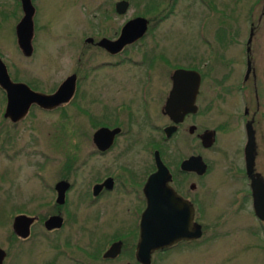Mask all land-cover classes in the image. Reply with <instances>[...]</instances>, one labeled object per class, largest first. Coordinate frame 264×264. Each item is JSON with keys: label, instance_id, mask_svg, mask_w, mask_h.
<instances>
[{"label": "flooded vegetation", "instance_id": "obj_1", "mask_svg": "<svg viewBox=\"0 0 264 264\" xmlns=\"http://www.w3.org/2000/svg\"><path fill=\"white\" fill-rule=\"evenodd\" d=\"M119 1L127 3L121 12L117 6ZM30 2L34 8L32 45L36 33L33 24L36 0ZM16 3L20 13L19 22L23 12L21 1L16 0ZM87 3L86 0L79 2L82 10L80 20L90 16L92 11L98 12L95 14L96 24L100 28L105 20V23L113 22L120 15L124 16L130 5L128 0H98L93 7ZM154 3L158 5L160 2ZM258 3L260 10L255 24L250 15L240 79L233 85L239 98L238 102H233L238 105L236 114L232 118L231 112L224 113L223 119L217 121L214 126L198 129L196 122L201 112V102L206 103L205 112L208 114L216 108L215 96L209 97L211 80H205L207 76L213 78L212 70L204 72L193 64L174 65L168 69L159 62L166 61L163 56L160 53H152L155 47L146 43L144 46H147L149 56L145 57L147 61H144L147 63L132 61L126 53L129 48L139 44L147 33L151 22L148 16L130 15L123 20L122 25L136 17H143L146 19V30L141 37L124 44L118 50H112L111 44L119 37L122 25L112 26L110 33L102 32L101 28V31L98 29L94 34L85 35L82 43L77 46L78 53L74 60L76 65L65 76H75L72 94L67 101L53 108H42L31 102L21 113L24 99L7 105L8 91L0 87V137L5 141L11 136L7 127L13 129L31 119L34 110L48 114L58 112L62 118L69 119L68 110L73 105L78 106V96H86L84 85L87 78V62L94 56L92 52L96 53L95 56H100V61L96 67L91 66L94 67L91 69H112L105 72V78L112 79L109 96L114 88L115 95L120 93L118 81L112 77L119 64L128 62L142 68L140 75L138 73L136 76L140 78L135 87L137 96H127L126 88L124 91H127L123 94L109 98L106 96L108 91L103 90L104 83H99L96 89L97 97L94 98V113L87 109L90 102L87 105L86 101L84 107H77L78 112L86 115L92 123L90 133L79 129L80 134L88 135L90 139L88 149L83 151L79 162L74 163V156L65 144L68 131L64 124L59 122L53 130L51 144L45 147L46 150H38L31 145V149L30 146H24L14 151L15 157L23 152L28 158L31 157L27 158V166L25 165L28 170L21 169L22 164L16 166L27 173L26 178L29 176L30 180L24 183L31 187L26 194L22 191L20 193L28 196L27 205L21 202L13 208L0 209V216L3 215L0 224L5 227L4 233L0 234V264H11L16 256L23 255H34V264H155L158 258L173 251H184L189 254V259H192L197 254L199 240L203 238L209 241L210 231L214 229V225L209 224V217H213L214 213L208 212V206L213 205L209 197L213 189L209 187L210 184L206 186L203 180L220 167L221 174L228 180L224 178L223 181L231 182L232 185L230 184L228 189L230 194L225 203L216 205L217 217L221 220L223 215L230 218L240 213L251 216L253 222L245 219V224L242 225L245 229H250L252 236L264 240V69H258L250 47L254 34L261 30L264 15V0H255L253 5ZM101 39L106 40L105 44L110 47L99 44ZM87 46L94 48L88 55ZM33 50L32 45V52ZM32 52L28 56H24L22 52L21 54L29 57ZM177 69L197 73V87L193 88L192 79L186 80L185 86L177 92L173 105L167 108L166 103L173 88V73ZM80 72L82 75H79ZM7 73L12 82L23 83L30 90L43 94L54 93L63 81L53 90L44 92L29 82L16 80L8 70ZM105 96L110 99L109 103L102 100ZM233 123L237 124L238 129L232 126ZM168 129L170 131L167 134ZM205 131L213 132L212 143L208 147H203L199 138ZM221 132H227L235 141L238 137V155L234 159L225 147L218 159H206L198 148L213 150ZM95 133L98 134L93 138ZM180 134L184 135V147L174 141V150H169L167 143ZM138 139L142 141V145L138 146L137 151L134 149V142ZM24 148L27 150L24 151ZM184 148L188 149L187 153L183 152ZM247 150L249 153L253 152L250 173L252 177L247 173ZM0 152L4 159H14L4 145H1ZM156 156L165 167L166 173L159 182L154 181L151 185L148 180L158 169ZM195 156H200L205 164V170L201 174L195 169L181 167L183 160ZM220 160H223L224 164H220ZM9 169L4 168L5 176ZM77 174H81V177ZM166 175L167 180L163 181ZM252 179H258L255 199L252 194ZM234 181H240L241 185L235 186ZM22 187L23 184L20 190ZM165 187H168L178 200L168 199ZM8 196L9 194L5 193L4 201L10 199ZM124 215L130 218L129 222H124ZM157 221L160 226L156 225ZM157 227L164 232H185L189 237L179 238L151 251L146 263L136 255L140 233L142 229L149 231ZM197 227L200 228V235L193 236ZM251 243L243 242L245 245ZM251 245L262 248L256 243Z\"/></svg>", "mask_w": 264, "mask_h": 264}, {"label": "rangeland", "instance_id": "obj_2", "mask_svg": "<svg viewBox=\"0 0 264 264\" xmlns=\"http://www.w3.org/2000/svg\"><path fill=\"white\" fill-rule=\"evenodd\" d=\"M80 1L84 0H36V14L33 18L36 33L32 40L34 50L31 56L24 57L17 48L14 35V27L20 14L16 0H0V58L13 78L29 82L40 91L49 92L75 67L77 46L82 43L85 35L94 34L98 29L101 31V28L102 32L110 33L112 26L118 24L121 27L123 20L130 15L148 16L151 22L147 33L139 44L132 46L126 52L130 59L135 62L140 61L142 64L147 63L144 59L149 56L146 51L148 48L144 46L146 43L155 47L152 53H160L163 56L166 61L159 62L168 69L174 65L193 64L204 72L208 69L212 70L213 78L207 76L205 80H211V86L208 89L209 97L215 96L216 108L213 114H208L205 112L206 103H200L201 112L196 119L198 129L216 125L217 121L223 119L226 112H231L232 118L235 116L238 105L233 102H238L239 98L233 85L240 79L250 15L251 21L255 24L260 3L254 6L255 0H128L130 5L127 13L124 16L120 15L113 22L105 23L106 20H103L104 25L100 28L96 24L95 14L98 12L92 11L90 16L80 20V11L82 12L79 7ZM86 1L88 6L93 7L98 0ZM154 2L160 3L156 5ZM92 7L89 8L94 10ZM250 47L258 69H264V15L261 30L254 34ZM86 50L88 55L91 50L94 51V48L87 46ZM92 53L94 56L87 62V78L84 85L86 96H78V106L73 105L68 110L69 119L62 118L58 112L48 114L34 110L31 119L13 129L7 127L11 136H8L5 141H2L0 137V149L1 145H4L10 155L24 146H30L31 149L33 145L35 149L36 147L38 150L45 149L51 144L53 130L57 128L59 122L64 124L68 131L65 144L74 156V163L81 160L83 151L88 149L90 139L88 135L80 134L79 129L90 133L92 123L86 115L78 112L77 107H84L86 101L87 105L90 102L87 109L94 113L96 110L94 98L97 97L96 89L99 83H104L103 90L108 91L106 96H109L112 84L110 82L112 79L105 78L106 70L112 69H91L100 61V56H95V52ZM139 67L141 66L128 62L119 64L118 69L112 74V77L118 81L117 86H120L118 88L120 93L116 95H121L128 90L127 96H137L135 87L140 78L136 76L142 71ZM79 75L82 73L80 72ZM126 88L128 89L124 91ZM114 89L109 98L112 95L116 97ZM106 96L102 100H107L109 103L110 99L108 100V97L106 99ZM234 120L236 122V117ZM232 126L237 128L236 123ZM183 136L180 134L174 140H170L167 148L172 150L174 141L184 147ZM230 137L232 136H229L227 132H221L213 150L198 148V151H201L206 159L216 160L226 147L228 154L235 159L238 155L236 147L238 137L236 141ZM134 145L136 146L134 149L138 151L142 141L135 140ZM25 150L27 149L24 148ZM183 152L187 153L188 149L184 148ZM27 158L28 155L23 152L9 161L4 159L0 152V209H10L21 202L28 204L29 200L26 199L28 196L20 193L22 191L26 194L31 185L24 182L30 179H28L29 176L26 178V172L16 167L22 164L21 169H27ZM220 164H224V161L220 160ZM7 167L10 169L5 176L4 168ZM220 169L221 167L217 168L203 180L206 186L210 184L209 187L213 189L211 196L209 195L213 205L208 206L210 208L208 212L214 213L213 217H209V224H213L214 229L210 231L209 241L203 238L199 240L197 254L192 259H189V254L184 251H173L158 258L155 264H264V240L252 236L250 229H245L242 225L245 224V219L253 222L251 216L240 213L230 218L227 216L225 218L223 215L221 220L217 217L216 205L225 203L230 194L228 189L230 184L232 185L231 182L223 181L226 177L221 174ZM78 177H81V174ZM21 184L23 187L20 190ZM234 185L239 186L241 182L234 181ZM5 193L9 194L10 199L7 201L3 199ZM1 217L3 219V215L0 216V220ZM122 219L124 222L130 220L126 215ZM4 230V225L0 224V234H3ZM244 241L256 243L262 248L251 244L245 245ZM35 261L34 255H23L16 256L10 263L34 264Z\"/></svg>", "mask_w": 264, "mask_h": 264}, {"label": "water", "instance_id": "obj_3", "mask_svg": "<svg viewBox=\"0 0 264 264\" xmlns=\"http://www.w3.org/2000/svg\"><path fill=\"white\" fill-rule=\"evenodd\" d=\"M21 1V8L23 15L20 18L19 22L15 26V36H16V44L19 48V50L22 52L24 56H28L32 52V45H31V39H32V33H33V27H32V16L34 13V8L30 2V0H20ZM125 1H119L118 8L121 12L122 9L126 7ZM146 30V19L143 17H136L134 19H131L127 22H125L121 29L119 37L112 42L113 49L112 50H118L120 49L124 44L132 42L135 39H138L143 35V33ZM107 42L104 39H101L99 41V44L107 47L105 44ZM75 76L71 75L63 79L61 84L58 86V88L55 90L52 94H43L40 92H35L30 90L25 84L23 83H14L10 80L5 64L0 59V87L5 88L8 91V99H7V105H12L15 103H18L20 101H23L24 103L22 105L23 109H21V113L24 112L29 105V103L33 102L39 105L42 108H53L57 106L60 103H63L67 101L73 90V83H74ZM193 80L194 86L193 88L197 87L198 82V75L195 72L187 71L184 69H177L173 73V88L170 93V96L167 100L166 107L169 108V106L173 105V101L176 100L177 92L182 89L183 86L186 84V80ZM19 92V93H18ZM21 93V94H20ZM20 96H19V95ZM169 129L167 130V134L169 133ZM98 133H95L93 138L97 136ZM212 131H205L201 135H199L201 144L203 147H208L212 143ZM252 157L253 152H248L247 150V173L250 177H252L251 169H252ZM157 162V171L153 173L148 182L153 185L154 181H160L162 176L166 173L165 167L162 165L159 158L155 157ZM182 168L185 169H195L200 174L203 173L205 170V164L202 161L200 156L190 157L186 160L182 161L181 164ZM257 176V175H256ZM258 178V176H257ZM259 179V178H258ZM258 179L253 180L252 179V194L254 199L256 198V182ZM167 180L166 178L163 179V181ZM147 182V183H148ZM166 188V193L169 198H175L178 200L177 197L173 196V192L168 188ZM173 196V197H170ZM259 215V214H258ZM260 216V215H259ZM262 217V216H260ZM159 218V217H158ZM156 225L160 226V222L157 221ZM193 236H199L200 235V228H195V232L192 234ZM182 237H189V235L185 232L180 231H166L159 229H150L149 231H144L142 229L140 233V241L137 246V258L139 260H144L146 263H148L149 254L151 251L155 249H159L164 247L165 245L178 240Z\"/></svg>", "mask_w": 264, "mask_h": 264}]
</instances>
